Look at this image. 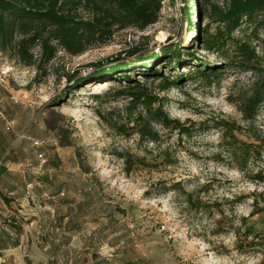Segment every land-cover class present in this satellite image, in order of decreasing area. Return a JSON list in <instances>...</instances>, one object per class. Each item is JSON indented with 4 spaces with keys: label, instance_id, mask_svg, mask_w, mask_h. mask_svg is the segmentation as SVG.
Wrapping results in <instances>:
<instances>
[{
    "label": "rangeland",
    "instance_id": "374dc122",
    "mask_svg": "<svg viewBox=\"0 0 264 264\" xmlns=\"http://www.w3.org/2000/svg\"><path fill=\"white\" fill-rule=\"evenodd\" d=\"M158 1L156 24L142 31L114 26L86 42L80 55L53 43L56 54L43 63L39 47L26 45L33 65L24 66L17 32L0 51V100L16 130L25 132L15 144L0 122V185L23 184L17 202L0 199V229L21 243L15 260L264 264V212L251 215L264 207V180L254 178L264 177V100L253 121L238 111L257 83L264 89V17L231 36L255 53L240 60L225 36L217 40L223 48L200 50L203 30L213 35L217 25L193 16V0ZM167 45L180 48L179 65L169 56L145 62L156 75L140 76L139 61ZM190 53L197 61H189ZM116 60L137 69L119 71L116 78L91 77ZM211 68L216 77L198 76ZM78 79L83 83L76 86ZM166 80L178 83L161 91ZM131 90L157 97L154 108L162 105L182 129L156 124L157 141L140 140L132 121L143 109L129 108ZM222 121L229 125L226 137ZM39 154L46 161L41 187L29 196L18 165H35ZM35 177L27 173L25 179ZM6 191L0 197H12Z\"/></svg>",
    "mask_w": 264,
    "mask_h": 264
},
{
    "label": "trees",
    "instance_id": "16d2710c",
    "mask_svg": "<svg viewBox=\"0 0 264 264\" xmlns=\"http://www.w3.org/2000/svg\"><path fill=\"white\" fill-rule=\"evenodd\" d=\"M192 4V13L195 18L204 16L210 23L217 25L216 32L213 35L209 33L208 27L203 30L200 50L211 52L216 47L218 49L223 48L225 43L218 44L217 40L219 37L225 36L229 41L232 40L233 52L240 60L244 58L249 61L255 58V53L250 50L247 42L235 41L231 36L244 23H251L264 17V0H227L226 4L221 6H208L203 0L200 2L193 0ZM158 10V0H0V51L5 50L7 41L11 40L17 32L21 38L17 45V56L24 66L33 65L32 56L29 55V49L26 45L39 47V58L43 63H47L54 58L56 47L53 43L72 55H80L85 51L83 45L86 42L95 39L97 35L109 33L114 26L123 29L132 27L142 31L156 24ZM80 11H88L91 17L89 19L80 17ZM191 32L194 34L198 32L197 27L192 28ZM128 54L133 56L135 50L130 51ZM168 56L170 57L169 61H173L175 66H178L177 61L182 57L180 48L178 49V46L175 45H167L158 53L142 58L139 61L141 66L138 67L137 72H140V76H155V70L146 71L147 63L145 62L153 65L155 61ZM186 56L190 62L197 61L193 53ZM131 66L129 63L116 60L109 66L97 70L91 77L99 79L116 78L119 71L135 72L137 68ZM246 69L254 70L252 67L244 68V70ZM209 71L211 72L206 73L199 70L198 76L204 79L217 76L214 69L211 68ZM123 78L129 80L127 75H124ZM74 83L78 86L83 83V80L78 79ZM177 83L178 81L166 80L161 85L160 90L168 91ZM258 86L257 83L250 95L245 96L238 103V111L245 121L255 119L259 106L264 100V89L261 91ZM64 94L60 96L59 100L62 99ZM127 94L130 99L129 108L140 105L143 109L132 121V131L138 135L140 140L157 141V133L154 130L156 124L163 128L182 129L177 121L169 119L164 113L162 105L158 104L154 108L159 102L157 97L138 90H131ZM220 127L224 129L223 135L226 137L225 132H228L229 125L222 121ZM11 135L13 136V134ZM254 178L257 181L264 180L260 173H256ZM26 181L31 180H24V188ZM36 189L38 188H34L33 192ZM0 198L6 203L10 202L4 196ZM262 212H264V207L256 209L251 215L254 216Z\"/></svg>",
    "mask_w": 264,
    "mask_h": 264
},
{
    "label": "built area",
    "instance_id": "2783aa9c",
    "mask_svg": "<svg viewBox=\"0 0 264 264\" xmlns=\"http://www.w3.org/2000/svg\"><path fill=\"white\" fill-rule=\"evenodd\" d=\"M0 122L3 126V129L6 133L13 134L15 138V143L22 140L24 138V131H17L16 130V121L13 118H10L6 115L3 106L2 101L0 100ZM38 141H32L33 147L39 146ZM45 159L43 158V155L39 154L37 156V163L35 165H32L29 162H23L18 165L19 172L23 179L25 180V176L27 173H33L36 177L32 181H26L25 182V192L26 195L31 196L33 193L34 188H40L41 182L40 179L44 174V166H45Z\"/></svg>",
    "mask_w": 264,
    "mask_h": 264
},
{
    "label": "crops",
    "instance_id": "0c3cea01",
    "mask_svg": "<svg viewBox=\"0 0 264 264\" xmlns=\"http://www.w3.org/2000/svg\"><path fill=\"white\" fill-rule=\"evenodd\" d=\"M22 186L23 184L19 179L18 183L15 181L9 185H0V190H7L6 192L8 195H11L12 197L6 198L12 203L13 201H18L17 195L21 194ZM12 234L13 233L8 232L6 229H0V264H24V260L22 262L21 259L16 258L15 260L11 257L14 254L16 255L17 251H19L21 248V243L16 241V235L13 237Z\"/></svg>",
    "mask_w": 264,
    "mask_h": 264
}]
</instances>
